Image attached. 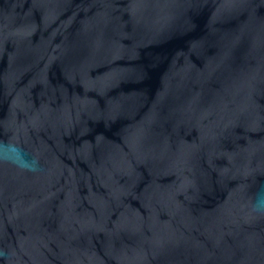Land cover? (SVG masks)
Segmentation results:
<instances>
[{"label": "water", "instance_id": "95a60500", "mask_svg": "<svg viewBox=\"0 0 264 264\" xmlns=\"http://www.w3.org/2000/svg\"><path fill=\"white\" fill-rule=\"evenodd\" d=\"M0 264H264V0H0Z\"/></svg>", "mask_w": 264, "mask_h": 264}, {"label": "clouds", "instance_id": "9594fccd", "mask_svg": "<svg viewBox=\"0 0 264 264\" xmlns=\"http://www.w3.org/2000/svg\"><path fill=\"white\" fill-rule=\"evenodd\" d=\"M0 161L8 162L30 172L41 170L38 158L31 156L14 141L0 142ZM252 208L254 212L264 214V188L257 193Z\"/></svg>", "mask_w": 264, "mask_h": 264}]
</instances>
